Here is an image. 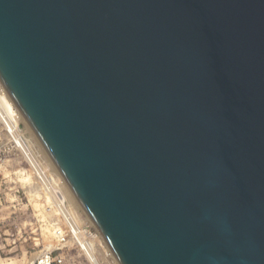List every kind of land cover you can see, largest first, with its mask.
Segmentation results:
<instances>
[{
  "label": "water",
  "instance_id": "obj_1",
  "mask_svg": "<svg viewBox=\"0 0 264 264\" xmlns=\"http://www.w3.org/2000/svg\"><path fill=\"white\" fill-rule=\"evenodd\" d=\"M0 79L121 264H264V0H0Z\"/></svg>",
  "mask_w": 264,
  "mask_h": 264
},
{
  "label": "rangeland",
  "instance_id": "obj_2",
  "mask_svg": "<svg viewBox=\"0 0 264 264\" xmlns=\"http://www.w3.org/2000/svg\"><path fill=\"white\" fill-rule=\"evenodd\" d=\"M14 166L8 167L11 174L6 176L7 182H0V260L11 264H29L47 249L53 251L55 257L64 256L65 264H88L90 259L77 240H72L70 236L67 237V244L59 243L60 237L55 231L61 227L68 235L71 226L76 225V230L80 231L81 227L85 239L92 243L94 260L90 261L94 264H117L114 255L107 249L106 241L96 233L95 224L87 223V214L78 200L71 198L67 191L69 200L66 198L67 204L63 209L66 215L59 217L53 197L46 200L39 194L35 195L34 191H30V175L15 174L17 168L24 172L26 165ZM2 178L3 171L0 181Z\"/></svg>",
  "mask_w": 264,
  "mask_h": 264
},
{
  "label": "built area",
  "instance_id": "obj_3",
  "mask_svg": "<svg viewBox=\"0 0 264 264\" xmlns=\"http://www.w3.org/2000/svg\"><path fill=\"white\" fill-rule=\"evenodd\" d=\"M11 97L4 87L0 79V174L3 171V178L0 182H7L10 172L8 167L24 163L26 170L21 172L18 168L14 171L15 174L21 173L24 175L28 173L32 182L30 188L34 186L38 190L39 196L43 199H50L53 197L56 201V214L61 217L66 215L65 204H67L64 193V184L61 175H59L50 165L45 154L38 147L29 142L28 134L24 130V124L20 117L19 111L14 107L9 100ZM12 100V98H11ZM14 166V167H15ZM8 173H4L5 171ZM70 233L66 234L61 227L55 229L60 237L59 243L67 244V237H73L72 240H77L83 251L86 248L79 242V236L82 233L76 230V225L71 226ZM64 256H54L53 251L44 250L39 253L32 264H65ZM88 264H94L89 260Z\"/></svg>",
  "mask_w": 264,
  "mask_h": 264
},
{
  "label": "bare ground",
  "instance_id": "obj_4",
  "mask_svg": "<svg viewBox=\"0 0 264 264\" xmlns=\"http://www.w3.org/2000/svg\"><path fill=\"white\" fill-rule=\"evenodd\" d=\"M12 103H13V105H14V107L17 109V111H19L18 110V108H17V106H16V104L14 103V101L13 100H11V98L9 99ZM19 114H20V111H19ZM20 117H21V119H22V122H23V124H24V130L26 131V133L28 134L27 136H28V140H29V142H31L33 145H34V147H38L40 150H42L43 152H44V154H45V157H46V159H48V161L50 162V165L53 167V169L59 174V175H61V179H63V184H64V193H65V196H66V198H67V200H69V196H68V194H70V196H71V198H74V199H76L77 200V198H76V196L74 195V193L72 192V190L70 189V187H69V185H68V183L66 182V180L64 179V177L62 176V174L60 173V171L58 170V168L56 167V165L54 164V162L52 161V159L50 158V156L48 155V153H47V151L45 150V148H44V146H43V144L41 143V141L38 139V137L36 136V134H35V132H34V130L32 129V127L22 118V116H21V114H20ZM28 179V178H27ZM30 191H34V193H35V195H38V190H37V188H35L34 186H32L31 188H30ZM67 191H68V194H67ZM77 202H79V201H77ZM76 202V203H77ZM80 206H81V204H80ZM80 232H82L83 233V231L81 230V227H80ZM100 240V239H99ZM104 240H102V242H103ZM79 242L84 246V248H86V251H85V253H86V255L88 256V258L90 259V260H94V254H93V246H92V243L90 242V241H88L87 239H85V237L83 236V234L81 235V236H79ZM107 243V242H106ZM104 246V245H103ZM106 246V245H105ZM104 246V247H105ZM107 249H109L111 252V254H113L114 256L113 257H115V259H116V261H117V264H121L120 263V261L117 259V257H116V255L113 253V251L110 249V247H109V245H108V243H107ZM106 248V247H105ZM108 251V250H107ZM109 252V251H108ZM36 257H37V255H36ZM36 257L33 259V260H31L30 262H29V264H32L33 262H34V260L36 259ZM0 264H11V262H6V261H4V260H0Z\"/></svg>",
  "mask_w": 264,
  "mask_h": 264
}]
</instances>
